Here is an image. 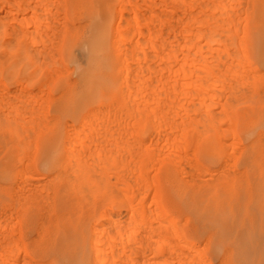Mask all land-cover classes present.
<instances>
[{"label": "rangeland", "instance_id": "obj_1", "mask_svg": "<svg viewBox=\"0 0 264 264\" xmlns=\"http://www.w3.org/2000/svg\"><path fill=\"white\" fill-rule=\"evenodd\" d=\"M44 1L0 0V17L2 16L0 18V105L4 109H9L5 110V112H8L6 118L8 117L7 120L10 121L8 122L12 124L6 135H11L12 138L10 137V141L14 144L9 151L15 152L10 176H5L4 171L1 170L2 155H4V152L0 150V264H66L62 260L60 261L57 255L52 253V248L56 245L57 240L61 238L62 232L80 225L83 226L84 234L92 237L96 234L93 231V227L100 220L101 213L104 211L107 213L112 211L116 212L124 209L128 214L131 209L137 211L135 218L137 217L136 219L142 224L140 225L141 231H147V229H150L149 227H152L150 230L152 232L153 227L157 226V228L154 227V232L156 230H159V232H155V234L153 232L152 234L154 236L150 234V237L153 236L151 238L152 240L156 239V241H152L153 245H159L163 242V246L161 245L162 247L160 249L159 246L152 248V243L150 247L148 245L152 250L154 248L156 249V247L159 249H156L158 256L154 253L153 255L156 256L154 257L152 253L149 254L150 250L147 253L145 252L146 250H143H148L146 244H142L144 247H138L137 245L135 247L131 245V242L126 240V235H121L122 237L125 236L126 239H121L120 236V238L117 237L114 241L109 240L111 242L105 241L106 236L102 240L105 241V244L108 243L109 246H114V249L105 246L104 242L100 241L99 247L101 250L108 247L105 249V251L107 250V256L103 255V257H100L101 259L108 258L105 264H110L111 260V264L137 263L134 260L146 256L142 253L143 251L148 255V258L150 255L153 256L150 259L146 256L144 259H148V262L155 260L157 264H160L163 258L167 262L172 261L175 259V256L180 264L181 262L182 264H264V198L248 200V198L238 197L234 201L238 207H234L236 204L230 198L224 195L222 196L221 193L223 190L221 185L215 186L214 189L211 186L214 185L211 182H217L219 179H223L226 176L224 174L225 172L229 173L231 170V173L241 171L243 165L240 162V154H242L246 145L250 146L251 144H255L264 137V98H262L264 97V0H155V2L154 0ZM21 4H24V6ZM208 8H210V11ZM206 9L207 11H205ZM57 14L58 16H56ZM101 14L105 18L104 20ZM95 21H106L110 23L107 35H109L111 45L107 52L101 54L100 62L104 56L110 54L111 62L109 67L115 68L117 73L115 85L112 88L105 87L108 91L103 89V95L99 97L96 103H93L91 106L87 104L83 105V110L77 112L75 117L64 116L62 114L58 115L56 112L57 107L61 104L66 106L70 105L75 96L72 93L80 89L79 72L90 68L93 69L98 62V60H91L85 52L76 46L79 39L89 36L91 24ZM214 39L216 40L214 41ZM234 39L235 42H232ZM26 49H28L27 51L30 52V55ZM49 51H51V54ZM229 56L231 57L230 59H228ZM186 57L187 61L185 59ZM226 57H228V60ZM215 59L217 61L214 63L216 66H212V61L215 62ZM223 61L228 63L231 61L230 63L232 64H225L226 62L223 63ZM198 62H201V65ZM219 64L220 66L223 64L220 71L217 70L221 68ZM183 65H186L185 68ZM207 66H210V69ZM215 67H217L216 72L212 73L215 71ZM179 69L184 70L183 74ZM206 71L210 72L211 79L209 76L206 77L208 75ZM241 75L243 77H240ZM231 77H235L236 79L234 80L240 83L233 82ZM204 79L205 81L209 79L208 83L212 79V82L219 79L218 84H222L223 86H214L211 84L212 87H209L210 84H207V82L204 85ZM228 80H231V82ZM225 82L228 85L230 84L229 87ZM232 83L235 85H232ZM231 85L236 86V89L230 87ZM202 86L203 88L200 89ZM222 87L226 90L228 89L229 95L234 94L235 96L236 94L237 96L235 98H238L234 100V96L232 95L229 97L232 99H230V103L226 102L227 100L224 102V99H228V97L225 98L228 93L225 92L226 90L222 92ZM242 87L246 91L245 93H248L246 94L248 95L247 97L242 92ZM204 88H210V94ZM211 88H216V90H211ZM233 88L234 90H237V88L241 89L239 91L243 94L238 93L239 91L237 93L236 91L234 92ZM202 89L205 92H202ZM217 89H219L218 91L221 97L216 95L219 94L216 93ZM201 92L208 93L209 96L211 95L210 98L212 96L215 98L216 96V100L212 98L211 101L217 103V105H214L215 107L211 103V106L207 107L209 112H207V108L206 113L205 108L200 110L201 113L199 112L202 116L205 114H216L214 116L215 119L209 118L210 120H208L206 118L203 120L202 118L203 121L201 122L200 118L202 116L200 117V114L198 116L192 115L191 112L187 111V109L189 110L191 108V104L197 100V97H202ZM239 94L242 96L239 97ZM252 95L254 97V103L251 102L252 104L250 103L251 105H249L247 99L248 101H252ZM195 96L197 97L195 98ZM219 99L220 101H218ZM237 100H239V103L242 102L238 104L239 106L236 103ZM232 101L234 106L236 104V108L230 110L228 105H231L232 108ZM222 103H226L227 107ZM181 104H183L182 106L184 108H187L185 111L182 109ZM223 105L227 109L223 111L225 113L228 111L229 115L225 113L224 115L221 112V108H225ZM214 109L216 110L215 113H213L215 111ZM218 111L221 113L219 116L225 119L224 121L222 119L220 121ZM180 113H183L181 114L182 118H179ZM187 113H191L190 117L184 120L186 116H189ZM0 115L2 116V114ZM44 116L46 120L43 118ZM231 117L234 118L232 119ZM261 118L262 120H260ZM181 119L185 121V124L188 123V126L182 124L184 122ZM188 119L190 122H193V126L189 124ZM227 119H229V123H233L232 126L227 122ZM250 119L251 122H249ZM214 121L215 127L212 126ZM203 123L205 126L207 125L208 130L206 132L205 126L202 125ZM201 125L202 127H200ZM176 127L180 131L178 129L176 130ZM218 127H220V130ZM232 127L234 128L233 132H231L233 130ZM75 129L82 131L76 133ZM202 129L204 130L202 131ZM226 129L227 135L222 132ZM238 130L241 132L239 133ZM250 130L253 131L250 132ZM34 131L35 134H33ZM83 131L90 135L86 136ZM103 131L107 132L112 143L114 140L116 142L121 140V142L117 143L118 146L113 151L116 155L115 157L113 154L115 158L113 161L116 164L113 162L114 166L112 169L114 172L112 170L109 173V175L112 173L113 176L110 177L105 186L103 185L105 188L102 185L100 186L95 179H92L93 181L91 180L93 178L91 174H95L91 171L88 172L89 177L87 173L85 174V179L84 175L83 177H79L76 184L70 188V185H65L62 178L59 179L58 173L61 170L60 168L53 169L46 166L47 163L44 161H40L44 151H49L51 148H56L58 151H61L60 153L62 155L66 153L68 155L67 151H69L70 145L74 144V142L78 143L82 141L83 137H85L83 140L86 141H82L81 145L76 148V151L85 154V157L89 156L90 151L92 150L91 152H93V148L95 147L96 137L99 139ZM249 132L250 137L247 135ZM0 134V138L3 137L2 129H0ZM178 134H180L182 139H180ZM57 135L58 137H56ZM199 136L200 140L202 137L201 141L198 139ZM33 139L35 144L33 143ZM98 139H96L97 145L99 142ZM179 140L183 142H179V146L182 147L181 151H184L181 152L180 147L178 148V152H176L179 154H176L173 151L177 146H175V143L170 144V142L175 141L177 143ZM196 140H199V142H196ZM220 140H223V143ZM226 140L230 143L232 142L231 146H234H232L233 151L230 149L231 146L228 145L229 143H224ZM204 142H212L213 145L209 147V151L206 149L208 144L206 143L204 145ZM237 146H241L243 149ZM151 148L152 150H149ZM170 148H173V151ZM237 148H241L240 151ZM82 149L84 150L82 151ZM171 152L176 155H171ZM93 153L95 154L96 151ZM234 153L236 156H234ZM74 155L73 157L76 159V155ZM170 155L172 158L178 157V155L181 157L174 158L178 162H172V158H169ZM227 155L228 163L226 159ZM68 159L71 158L68 156ZM229 161L233 162L230 167L227 166L231 163ZM177 163H180L186 171L189 169L190 173H193H191L193 178L189 173H186L191 177L189 178V184L186 180L184 181V179L188 178V175L182 172L185 170L181 171L182 168ZM70 164L64 168V171L71 170L72 165ZM196 164L197 168L194 166ZM192 165L195 167V170H191ZM95 166L99 167L101 164ZM222 166L224 167L222 168ZM231 166L232 169H230ZM227 167L230 170L224 171L225 168L227 170ZM199 171L203 174L207 172L202 176L200 173L197 174V176L203 177L202 182L204 183L201 182L200 177V179L198 178L199 183L198 180L194 179L196 176L195 172ZM218 172L223 174L222 176H225L220 178V174L217 176ZM184 174L185 176H183ZM207 175L209 178L213 177L212 179L215 180L212 181V179L206 178L208 177ZM170 176L172 177L170 178ZM216 176L219 179H216ZM204 180L210 182L208 183ZM64 186L69 187L68 190L70 191L74 189L78 194L83 188V192L88 191L87 194L90 193V196L84 201L74 203L73 206L67 205L65 208H62L60 198L64 195L67 196L68 192V190H64ZM16 187L17 189H14ZM147 188H149L148 191ZM172 188L174 191L176 189V191L174 192ZM210 189L215 194L212 195L211 192V195H207L206 193ZM102 190L103 192H101ZM115 191L116 193L113 194ZM17 192L18 194L16 195ZM30 192L32 195L31 198L34 193L37 196L34 195L36 197L31 199L28 196ZM196 193L201 196L198 194L197 196ZM39 194L42 196L40 197ZM137 207L140 211L135 210L138 209ZM154 209H156L154 216L160 218H156L158 225L156 222H153L154 217L148 214L151 210L154 212ZM139 212L141 214H138ZM147 214L153 218L150 219L152 226L150 225V221L149 224L145 225L149 220L148 218H150ZM150 214L153 215L154 213ZM156 214H159V216ZM137 215H139L140 220ZM226 223L229 225L234 224L232 230L229 231ZM161 224L165 226L169 224L168 226H171L170 228H167V226L162 228L163 226ZM171 228H173L172 232ZM116 229L117 227L113 230L109 229L112 236L120 234L118 230L116 232ZM139 232H136L137 236L139 234L141 235ZM110 233L105 232L103 235L106 234L109 236ZM239 238L245 239L246 243L238 246L236 241L233 240ZM145 241L147 242L149 240ZM150 242L151 240L149 244ZM135 248L137 251H134ZM139 249L143 250L141 252L143 257H141ZM86 251L90 252L92 258L94 257V252L89 245L86 246ZM123 252L125 253L123 254ZM133 252L135 254L132 255L135 256L132 259L131 253ZM100 258L92 263L100 264L103 261ZM154 263L151 262L148 264Z\"/></svg>", "mask_w": 264, "mask_h": 264}, {"label": "bare ground", "instance_id": "obj_2", "mask_svg": "<svg viewBox=\"0 0 264 264\" xmlns=\"http://www.w3.org/2000/svg\"><path fill=\"white\" fill-rule=\"evenodd\" d=\"M209 1V0H208ZM256 1V0H255ZM4 2H6V1H4ZM18 2V1H17ZM24 2V1H23ZM40 2V1H39ZM43 2H45L44 0H43ZM154 2H155V0H154ZM222 2V1H221ZM94 3V2H93ZM120 3V2H119ZM197 3H198V1H197ZM208 3V2H207ZM220 3V2H219ZM247 3V2H246ZM249 3V2H248ZM27 4V3H26ZM199 4V3H198ZM4 5V4H3ZM22 5V4H21ZM179 5V4H178ZM201 5V4H200ZM212 5V4H211ZM6 6V5H5ZM22 6H24V4L22 5ZM46 6H47V4H46ZM180 6V5H179ZM185 6V5H184ZM218 6V5H217ZM224 6V5H223ZM248 6V5H247ZM202 7V6H201ZM49 8V7H48ZM51 8V7H50ZM215 8H217V7H215ZM250 8V7H249ZM8 9V8H7ZM21 10H22V8H20ZM123 9H124V7H123ZM204 9V8H203ZM209 9V11H210V8H208ZM224 9H225V7H224ZM230 9H231V7H230ZM20 10V11H21ZM238 10V9H237ZM99 11V10H98ZM176 11V10H175ZM205 11H207V9L205 10ZM239 11V10H238ZM248 11V10H247ZM0 12H1V9H0ZM11 12V11H10ZM31 12H33V10H31ZM39 12V11H38ZM47 12V11H46ZM56 12H57V10H56ZM226 12V11H225ZM224 12V13H225ZM245 12V11H244ZM249 12H250V9H249ZM24 13V12H23ZM118 13V12H117ZM196 13V12H195ZM224 13H223V15H224ZM243 13V12H242ZM14 14V13H13ZM26 14V13H25ZM198 14V13H197ZM15 15H17L16 13H15ZM33 15V14H32ZM45 15V14H44ZM181 15V14H180ZM199 15V14H198ZM51 16V15H50ZM56 16H58V14L56 15ZM101 16H102V19L104 20L105 18L103 17V15L101 14ZM105 16V15H104ZM209 16V15H208ZM2 17V16H1ZM0 17V18H1ZM46 17V16H45ZM185 17V16H184ZM226 17V16H225ZM237 17V16H236ZM30 18V17H29ZM54 18V17H53ZM120 18V17H119ZM227 18H230V17H227ZM39 19V18H38ZM48 19V18H47ZM46 19V21H48ZM50 19V18H49ZM55 19V18H54ZM58 19V18H57ZM181 19V18H180ZM211 19V18H210ZM214 19V18H213ZM44 20V19H43ZM122 20V19H121ZM120 20V21H121ZM196 20V19H195ZM222 20V19H221ZM45 21V22H46ZM191 21V20H190ZM224 21V20H223ZM234 21V20H233ZM241 21V20H240ZM245 21V20H244ZM31 22V21H30ZM65 22V21H64ZM3 23V22H2ZM66 23V22H65ZM203 23V22H202ZM232 23V22H231ZM236 23V22H235ZM245 23V22H244ZM10 24V23H9ZM54 24V23H53ZM59 24V23H58ZM57 24V25H58ZM61 24V23H60ZM11 25V24H10ZM114 25V24H113ZM20 26V25H19ZM25 26V25H24ZM30 26V25H29ZM50 26V25H49ZM59 26V25H58ZM217 26V25H216ZM5 27V26H4ZM42 27V26H41ZM63 27V26H62ZM67 27V26H66ZM218 27H221V26H218ZM110 28V23L109 22H106V21H102V22H97V21H95V22H93L92 24H91V29H90V34H89V36L88 37H86V38H82V39H79L78 40V43L76 44V46L80 49V50H82L83 52H85L86 54H87V56L91 59V60H98V62H97V64L94 66V68L92 69V68H90V69H88V70H81L80 72H79V81H80V85L81 86H79L80 87V89L78 90V91H75L74 93H72V95H75L74 96V99H73V101H72V103L70 104V105H68V106H66V105H64V104H61V105H59L58 107H57V109H56V112L58 113V115H60V114H62V115H64V116H76V114H77V112H79L80 110H83V105H85V104H87V105H93V103H96V101L99 99V97L100 96H102L103 95V89H106L107 87L108 88H112L114 85H115V82H116V70H115V68H111V67H109V64H110V62H111V56H110V54H107L106 56H104L103 57V59H101V62H100V58H101V54L102 53H104V52H107L108 50H109V48H110V45H111V41H110V39H109V35H107V32H108V29ZM26 29V28H25ZM41 29V28H40ZM54 29V28H53ZM222 29V28H221ZM55 30V29H54ZM54 30H52V31H54ZM116 30V29H115ZM1 31H2V29H1ZM57 31V30H56ZM61 31V30H60ZM55 32V31H54ZM115 32V31H114ZM209 33V32H208ZM218 33V32H217ZM51 34H53V33H51ZM212 34V33H211ZM38 35V34H37ZM41 35V34H40ZM16 36H17V34H16ZM33 36V35H32ZM58 36H59V34H58ZM214 36V35H213ZM34 37V36H33ZM36 37V36H35ZM51 37V36H50ZM225 37V36H224ZM223 37V38H224ZM16 38V37H15ZM20 38V37H19ZM37 38V37H36ZM54 38V37H53ZM55 38H56V36H55ZM209 39V38H208ZM229 39V38H228ZM45 40V39H44ZM186 40V39H185ZM211 40V39H210ZM216 39H214V41H215ZM222 40V39H221ZM16 41V40H15ZM39 41V40H38ZM208 41V40H207ZM58 42V41H57ZM223 42V41H222ZM225 42H226V40H225ZM232 42H235V39H234V41H232ZM185 43H187L186 41H185ZM211 43V42H210ZM166 44V43H165ZM6 45V44H5ZM43 45V44H42ZM218 45V44H217ZM242 45H243V43H242ZM6 48V47H5ZM25 48H27V47H25ZM41 49V48H40ZM28 49H26V51H27ZM36 50V49H35ZM52 50H53V48H52ZM213 50V49H212ZM39 51V50H38ZM46 51V50H45ZM37 52V51H36ZM50 52V54H51V51H49ZM54 52V51H53ZM27 53L29 54L30 52H28L27 51ZM48 53V52H47ZM34 54V53H33ZM221 54V53H220ZM30 55V54H29ZM54 55V54H53ZM186 55V54H185ZM168 56V55H167ZM231 56H233V55H231ZM161 57V56H160ZM193 57V56H192ZM217 57V56H216ZM225 57V56H224ZM150 58H151V56H150ZM158 58V57H157ZM228 57H226V59H227ZM231 57L229 56V58L228 59H230ZM236 58H237V56H236ZM186 59V61H187V57L185 58ZM185 59H183V60H185ZM191 59H193V58H191ZM225 59V60H226ZM227 59V60H228ZM234 59H235V57H234ZM238 59V58H237ZM242 59V58H241ZM146 60H147V58H146ZM170 60V59H169ZM148 61V60H147ZM167 61V60H166ZM221 61V60H220ZM34 62H35V60H34ZM159 62V61H158ZM217 61H216V59H215V62H213L212 61V66H216V64H214V63H216ZM219 62V61H218ZM222 62V61H221ZM220 62V63H221ZM226 61H223V63H225ZM231 62V61H230ZM229 62V63H230ZM147 63V62H146ZM163 63V62H162ZM187 63V62H186ZM199 63V62H198ZM201 63V62H200ZM199 63V65H201ZM204 63H205V61H204ZM228 62H226L225 64H229ZM86 64V63H85ZM165 64V63H164ZM232 63H230V65H231ZM39 65V64H38ZM174 65V64H173ZM190 65H191V63H190ZM230 65H228V66H230ZM159 66V65H158ZM184 66V65H183ZM183 66H181L182 68H183ZM186 66V65H185ZM185 66H184V68H185ZM192 66H194V65H192ZM219 66H220V64H219ZM219 66H218V68H219ZM222 67H223V64L221 65ZM220 66V67H221ZM102 67H104V68H102ZM180 67V68H181ZM190 67V66H189ZM208 67V66H207ZM222 67L221 68H219V69H217V70H221L222 69ZM145 68V67H144ZM171 68V67H170ZM169 68V69H170ZM181 68V69H182ZM188 68V67H187ZM191 68V67H190ZM205 68V67H204ZM216 68L217 67H215V71H213L212 73H214V72H216ZM226 68V67H225ZM92 69V70H91ZM119 69V68H118ZM181 69H179V71L181 70ZM196 69V68H195ZM208 69H210V66L208 67ZM211 69L212 70H214V68L213 67H211ZM239 69V68H238ZM245 69V68H244ZM161 70V69H160ZM162 71H164V70H162ZM169 71V70H168ZM173 71V70H172ZM182 71V70H181ZM184 71V70H183ZM183 71H182V74H183ZM190 71H191V69H190ZM234 71H236V70H234ZM246 71V70H245ZM47 72V71H46ZM51 72V71H50ZM49 72V73H50ZM124 72V71H123ZM146 72H147V69H146ZM161 72V71H160ZM170 72V71H169ZM189 72V71H188ZM239 72V71H238ZM251 72V71H250ZM206 73L208 74V75H206L205 73H204V75H206V77L207 76H209V78H210V72H208V71H206ZM243 73V72H242ZM60 74V73H59ZM203 74V73H202ZM254 74V73H253ZM258 74V73H257ZM54 75V74H53ZM125 75H126V73L124 74V79H125ZM169 75V74H168ZM254 75H256V74H254ZM122 76V75H121ZM150 76V75H149ZM162 76V75H161ZM187 76V75H186ZM200 76V75H199ZM249 76V75H248ZM52 77V76H51ZM54 77V76H53ZM202 77V76H201ZM206 77H204L205 79H206ZM212 77V76H211ZM237 77V76H236ZM240 77H243L242 75L240 76ZM245 77V76H244ZM255 77V76H254ZM149 79H151L150 77H148ZM147 78V79H148ZM154 78V77H153ZM188 78V77H187ZM190 78V77H189ZM192 78V77H191ZM220 78V77H219ZM232 78V77H231ZM194 79V78H193ZM205 79H204V81H205ZM211 79V78H210ZM234 79H236L235 77L234 78H232L231 80L233 81V82H235V83H237V84H239L238 82H236V80H234ZM250 79V78H249ZM168 80V79H167ZM208 80L209 79H207V81H205V83H204V85L206 84V82H207V84H210V86L209 87H212V85H214V86H223L222 84L220 85V84H218L219 82V79L218 80H214L213 82H212V80L210 81V83H208ZM231 80L229 81V82H231ZM240 80V79H239ZM123 81V80H122ZM160 81V80H159ZM172 81V80H171ZM200 81V80H199ZM247 81V80H246ZM50 82H52V81H50ZM157 82V81H156ZM166 82V81H165ZM177 82V81H176ZM216 82V83H215ZM154 83V82H153ZM158 83H160V82H158ZM173 83V82H172ZM171 83V84H172ZM195 83V82H194ZM225 83H227V82H225ZM244 83V82H243ZM157 84V83H156ZM164 84V83H163ZM176 84V83H175ZM200 84H201V82H200ZM212 84V85H211ZM234 83H232V85H233ZM143 85V84H142ZM165 85V84H164ZM163 85V86H164ZM177 85V84H176ZM175 85V86H176ZM180 85V84H179ZM195 85V84H194ZM203 85V86H204ZM227 85H228V83H227ZM230 85V84H229ZM229 85H228V87H229ZM230 86V87H234L235 89H236V86ZM235 85V84H234ZM1 86V85H0ZM172 86V85H171ZM203 86L202 87H200V89L201 88H203ZM208 86V85H207ZM206 86V87H207ZM238 86V85H237ZM244 86V85H243ZM251 86H252V83H251ZM106 87V88H105ZM156 87V86H155ZM172 87H174V86H172ZM177 87H178V85H177ZM186 87V86H185ZM164 88H166V87H164ZM187 88V87H186ZM185 88V89H186ZM223 88V89H222ZM221 88V90H222V92H223V90H226V89H224V87H222ZM234 88H233V90H234ZM243 88V87H242ZM139 89V88H138ZM137 89V90H138ZM168 89V88H167ZM172 89V88H171ZM205 90L207 89V88H204ZM204 89H202V92H205V91H203ZM210 89V88H209ZM209 89H207L208 90V93H209ZM248 89H249V87H248ZM38 90V89H37ZM107 90V89H106ZM142 90V89H141ZM163 90V89H162ZM169 90V89H168ZM177 90V89H176ZM197 90V89H196ZM199 90V89H198ZM207 90H206V92H207ZM211 90H216V88H211ZM219 89H217V91H218ZM220 90V91H221ZM241 91V89H239V88H237V90H234V92L236 91V93L238 92V91ZM251 90H252V88H251ZM105 91V90H104ZM108 91V90H107ZM165 91V90H164ZM201 91V90H200ZM199 91V92H200ZM214 91H213V93H214ZM216 91V93H219V91L217 92ZM238 92V93H242V92H246L245 90H244V88H243V90H242V92ZM1 92V91H0ZM13 92V91H12ZM139 92V91H138ZM201 92V93H202ZM211 92V91H210ZM226 93H228V89L225 91ZM24 93V92H23ZM171 93V92H170ZM200 93V94H201ZM208 93H202L201 94V96L202 97H197V96H195V98L197 99L195 102H193V104H191L192 106H191V108H189V110L187 109V108H184V106H182L183 104H181V107H183L182 109L185 111V109H187V111L188 112H191L192 113V115L194 114V115H197L198 116V114H200L201 112H200V110L201 109H204L205 110V113H206V108L207 107H209V106H211V103H213V102H211L212 101V98L214 97V96H212L211 98H210V96L208 95ZM212 93V94H213ZM19 94H21V93H19ZM179 94V93H178ZM203 94H204V96H203ZM210 94V93H209ZM232 94V93H231ZM243 94V93H242ZM246 94H248V93H245L244 95L247 97L248 95H246ZM250 94H252V93H250ZM199 95V94H198ZM207 95V96H206ZM215 95V94H214ZM216 95H219L218 97H221L220 96V93L219 94H216ZM233 96H234V94H232ZM232 95H229V93H228V95L227 96H225L224 94H223V96H225V98L226 97H228V99H224V98H222V99H224V102H225V100H227L226 102H228V103H230V99L231 98H229L230 96H232ZM240 95V94H239ZM243 95V96H244ZM9 96V95H8ZM180 96V95H179ZM209 96V98H207ZM235 96H237L236 94H235ZM235 96H234V100L235 99H237V98H235ZM242 95H240L239 97H241ZM262 96V95H261ZM1 97V96H0ZM2 97H4V96H2ZM14 97V96H13ZM182 97V96H181ZM218 97H217V99H218ZM252 97H253V95H252ZM5 98H6V95H5ZM168 98V97H167ZM174 98H175V96H174ZM244 98V97H243ZM242 98V99H243ZM262 98H264V97H262ZM2 99V98H1ZM14 99V98H13ZM17 99V98H16ZM170 99V98H169ZM209 99H211V100H209ZM221 99V98H220ZM220 99L218 100V101H220ZM253 99H254V97L252 98V101H248V99H247V102H249V105H251L252 103H254L253 102ZM256 99V98H255ZM24 100V99H23ZM153 100V99H152ZM193 100H195V99H193ZM213 100H216V96H215V98H213ZM232 100V99H231ZM233 100V101H234ZM241 100V99H240ZM84 101H85V103H84ZM106 101V100H105ZM233 101H232V105H233ZM1 102V101H0ZM223 102V101H222ZM245 102H246V100H245ZM252 102V103H251ZM9 103V102H8ZM44 103V102H43ZM62 103V102H61ZM216 102H214L213 103V107H215L214 105H217V103L215 104ZM237 105L238 104H240V103H242V102H240L239 103V100H237ZM251 103V104H250ZM259 103V102H258ZM10 104V103H9ZM8 104V105H9ZM190 104V103H189ZM222 104H224V103H222ZM256 104H257V102H256ZM25 105V104H24ZM105 105V104H104ZM225 106H226V103L224 104ZM223 105V107H225ZM243 105V104H242ZM253 105H255V104H253ZM262 105V104H261ZM12 106V105H11ZM25 106H27V105H25ZM47 106V105H46ZM113 106V105H112ZM175 106H176V104H175ZM239 106V105H238ZM258 106H259V104H258ZM0 109H2V110H0V114H2V116L0 115V129H2V132H3V137H1L0 138V150H3V152H4V155H2L3 156V161H2V167H1V170H3L4 171V175L5 176H10V173H11V170H12V167H13V157H14V153L15 152H13V151H9L11 148H12V145L14 146V144L12 143V141H10L11 139H10V137H11V135L8 137L6 134H7V131H9V127H10V125L12 124H10L9 122V120H7V118H6V116L8 115V112H5V110L6 109H8V108H5L4 109V107H2L1 105H0ZM8 107V106H7ZM178 107V106H177ZM221 107V106H220ZM227 107V106H226ZM226 107L224 108V109H222L221 108V112L224 114L225 113V111H223V110H227L226 109ZM255 107V106H254ZM27 108H28V106H27ZM212 108V107H211ZM228 108H230V110L232 109L233 110V108H236V104H235V106L233 105L232 106V108H231V105H228ZM259 108H260V106H259ZM46 109H47V107H46ZM213 109V108H212ZM9 110V109H8ZM99 110V109H98ZM145 110V109H144ZM153 110V109H152ZM215 110V109H214ZM3 111V112H2ZM13 111V110H12ZM203 111V110H202ZM28 113H29V111H27ZM200 112V113H199ZM207 112H209L208 111V108H207ZM216 112V110L215 111H213V113H215ZM220 111H218V117H219V119H220V121H221V119L224 121L225 119L224 118H221L220 116H219V114H221V113H219ZM12 113V112H11ZM26 113V112H25ZM190 113V114H191ZM205 113H203V114H205ZM234 113V112H233ZM178 114H179V112H178ZM181 114H183V113H180V117L179 118H182L181 117ZM185 114H186V112H185ZM184 114V115H185ZM189 113H187V115H188ZM190 114H189V116H186L185 118H184V120H187V117L189 118L190 117ZM210 114V113H209ZM225 114H228L229 115V113H228V111H226V113ZM224 114V115H225ZM10 115V114H9ZM21 115V114H20ZM12 116V115H11ZM10 116V117H11ZM28 116V115H27ZM33 116V115H32ZM38 116H39V114H38ZM179 116V115H178ZM200 117L202 116V114H200L199 115ZM214 116H216V114H211V115H208V114H205V115H203L200 119L199 118H196V119H199L201 122L204 120V119H206V118H208V120H210L211 118H213V119H215V117ZM223 116V115H222ZM29 117H30V115H29ZM40 117V116H39ZM224 117V116H223ZM240 117V116H239ZM45 120H46V118H45V116L43 117ZM87 118V117H86ZM89 118V117H88ZM94 118V117H93ZM92 118V119H93ZM202 118H203V120H202ZM210 118V119H209ZM227 118V117H226ZM232 119L234 118V117H231ZM23 119V118H22ZM34 119V118H33ZM38 119V118H37ZM53 119V118H52ZM194 119V118H193ZM212 119V120H213ZM19 120V119H18ZM42 120V119H41ZM182 120V119H181ZM184 120H182L184 123H182V124H185V121ZM189 120V119H188ZM236 120V119H235ZM260 120H262V118L260 119ZM9 121V122H8ZM24 121V120H23ZM34 121V120H33ZM89 121V120H88ZM94 121H96V120H94ZM207 121V120H206ZM206 121H204V123H206ZM222 121V122H223ZM229 121V119H227V122ZM28 122V121H27ZM107 122V121H106ZM181 122V121H180ZM212 122V121H211ZM249 122H251V119L249 120ZM192 121L190 122V120H189V124H191V126H193L192 125ZM202 124L203 126H205V124ZM218 123H219V121H218ZM221 123V122H220ZM229 123V122H228ZM241 123V122H240ZM239 123V124H240ZM177 125H178V123H176ZM194 124H195V122H194ZM209 124V123H208ZM210 124H212V123H210ZM229 124H231V123H229ZM233 124V123H232ZM232 124H231V126H232ZM86 125V124H85ZM118 125V124H117ZM176 125V126H177ZM185 125H187L188 126V123L187 124H185ZM202 125L200 126V127H202ZM23 126V125H22ZM37 126V125H36ZM84 126V125H83ZM115 126V125H114ZM165 126V125H164ZM184 126V125H183ZM209 127H210V125H208ZM212 126H214L215 127V121H214V123L212 124ZM12 127V126H11ZM41 127V126H40ZM71 127V126H70ZM166 127V126H165ZM196 127V126H195ZM17 128H18V126H17ZM83 128H85V127H83ZM189 128V127H188ZM194 128V127H193ZM205 128V132L208 130L207 129V125L204 127ZM220 127H218V129H219ZM233 128V127H232ZM236 128V127H235ZM22 129V128H21ZM24 129V128H23ZM102 129V128H101ZM179 130V128H177L176 127V130ZM183 129H185V128H183ZM194 129H196V128H194ZM254 129H256V128H254ZM107 130V129H106ZM109 130V129H108ZM204 129H202V131H203ZM220 130V129H219ZM218 130V131H219ZM222 130V129H221ZM257 130V129H256ZM75 131H76V133L78 132V131H80V129L79 130H76L75 129ZM74 131V132H75ZM82 131V130H81ZM80 131V132H81ZM180 131V130H179ZM184 131V130H183ZM226 131H227V129L224 131H222L224 134H226ZM234 131V128H233V130H231V132H233ZM239 131V130H238ZM253 131V130H252ZM251 130H250V132H252ZM73 132V133H74ZM84 132V131H83ZM82 132V133H83ZM104 132V131H103ZM102 132V135L99 137V139L96 137V139H98L99 140V142H98V145H97V140L95 139V141H96V143H95V141H94V143H95V147L93 148V152L94 151H96V153L94 154L93 152H91L90 151V154H89V156H86L85 157V154H83V153H80V152H77L76 150V148L78 147V146H80L81 145V143H82V141L84 142V141H86V140H83V138H85V137H83L82 138V141H79L78 143L77 142H74V144H72V145H70L71 147H69L70 149H69V151H67L68 152V155H62V153H60L61 151H58L56 148H51L49 151H44V154L42 155V159H40V161H44L45 163H47V165L46 166H49V167H51V168H53V169H55V168H60L61 170H60V172L58 173V177H59V179L60 178H62L63 180L62 181H64L65 182V185H70V188H71V186H74L75 184H76V181L79 179V177H83V175H84V179H85V174L87 173V175H88V177L90 176L89 174H88V172H92V173H95V174H91V175H93L92 177L93 178H91V180L92 179H95L97 182H98V184L101 186H105L107 183H108V180L110 179V177L111 176H113L112 175V173H111V175H109V173L113 170L112 168H113V164L115 163L114 161H113V159H115L114 158V156H113V154L115 153V152H113L117 147L116 146H118L117 145V143H119V142H121V140L119 141V142H116L115 140H114V138H112L113 140H114V144L112 143V140H111V138L110 137H108V135H107V132L105 131L104 133ZM199 132V131H198ZM197 132V133H198ZM200 132H201V130H200ZM204 132V133H205ZM209 132V131H208ZM220 132V131H219ZM218 132V133H219ZM221 132V133H222ZM230 132V131H229ZM241 131H239V133H240ZM250 132H249V134H247V135H249V137L251 136L250 135ZM260 132V131H259ZM9 133V132H8ZM116 133V132H115ZM163 133V132H162ZM166 133V132H165ZM180 133V132H179ZM202 133V132H201ZM217 133V134H218ZM17 134H19L18 132H17ZM33 134H35V131L33 132ZM84 134H86L85 132H84ZM92 134H93V132H92ZM98 134V133H97ZM168 134H170V133H168ZM176 134V133H175ZM181 134V133H180ZM180 134H178L179 136H180ZM200 134V133H199ZM210 134V133H209ZM231 134V133H230ZM253 134V133H252ZM264 134V133H263ZM59 135V134H58ZM58 135L56 136V137H58ZM70 135H72V134H70ZM88 134H86V136H87ZM90 135V134H89ZM88 135V136H89ZM110 135V134H109ZM114 135V134H113ZM163 135V134H162ZM177 135V134H176ZM203 135V134H202ZM205 135V134H204ZM227 135V134H226ZM229 135V134H228ZM0 136H1V134H0ZM20 136V135H19ZM35 136V135H34ZM179 136H178V139H179ZM231 136H232V134H231ZM264 136V135H263ZM53 137H55V136H53ZM74 137V136H73ZM91 137V136H90ZM89 137V138H90ZM93 137V136H92ZM198 137V136H197ZM196 137V138H197ZM207 137L209 138V136L207 135ZM220 137V136H219ZM12 138V137H11ZM71 138V137H70ZM80 138V137H79ZM88 138V139H89ZM117 138V137H116ZM261 138V137H260ZM14 139V138H13ZM29 139V138H28ZM30 139H31V137H30ZM54 139H56V138H54ZM72 139V138H71ZM75 139V138H74ZM167 139V138H166ZM177 139V140H178ZM180 139H182L181 138V136H180ZM199 140H200V136H199V138H198ZM224 139V138H223ZM234 139H235V137H234ZM78 140V139H77ZM90 140H92V139H90ZM117 140V139H116ZM199 140H196V142L198 141L199 142ZM201 140H202V137H201ZM200 140V141H201ZM225 140V139H224ZM67 141H68V139H67ZM75 141V140H74ZM128 141V140H127ZM221 141V143H223L222 141L223 140H220ZM233 141V140H232ZM71 142V141H70ZM179 142H181V143H183L181 140H179V141H177V143L174 141V142H170V144L171 143H175L176 145L175 146H177V151H173V148H170L173 152H178V148H180L181 146H179ZM229 143L228 145H230L231 146V143L230 142H228L227 140L224 142V143ZM236 142H239V141H236ZM33 143H34V139H33ZM54 143V142H53ZM157 143V142H156ZM155 143V144H156ZM166 143V142H165ZM202 143V142H201ZM207 143V142H206ZM205 142H204V145L206 144ZM239 143H241V142H239ZM35 144V143H34ZM69 144H71V143H69ZM69 144H67L68 146H69ZM90 144V143H89ZM154 144V145H155ZM164 144V143H163ZM208 144V146H207V151H209V147H212V142H208L207 143ZM233 144H235V143H233ZM97 145V146H96ZM169 145V144H168ZM242 145V144H241ZM19 146V145H18ZM25 146V145H24ZM89 146V145H88ZM88 146H86V147H88ZM94 146V145H93ZM170 146V145H169ZM174 146V147H175ZM233 146V145H232ZM231 146V150H232V148L234 147H232ZM248 146V147H247ZM85 147V146H84ZM137 147V146H136ZM155 147V146H154ZM167 147V146H166ZM237 147H241V146H237ZM34 148V147H33ZM131 148V147H130ZM147 148V147H146ZM145 148V149H146ZM191 148H194V147H191ZM242 148V147H241ZM240 148V149H241ZM13 149H14V147H13ZM65 149H66V147H65ZM80 149H81V147H80ZM129 149V148H128ZM136 149V148H135ZM138 149V148H137ZM144 149V148H143ZM148 149V148H147ZM160 149H161V147H160ZM159 149V150H160ZM181 149H182V147L180 148V151H181ZM185 149V148H184ZM239 148H237V150H238ZM240 149H239V151H240ZM243 149V148H242ZM32 150V149H31ZM30 150V151H31ZM84 149H82V151H83ZM131 150V149H130ZM149 150H152V148L151 149H149ZM165 150H166V148H165ZM170 150V151H171ZM193 150V149H192ZM196 150V149H195ZM66 151V150H65ZM65 151H64V153H65ZM127 151V150H126ZM133 151V150H132ZM184 150H182L181 152H183ZM194 151V150H193ZM228 151H230V150H228ZM233 151V150H232ZM235 152H236V150H234ZM17 152V151H16ZM138 152V151H137ZM173 152H171V155H173V156H175L176 154H179V153H176V154H173ZM180 152V153H181ZM238 152V151H237ZM74 153H76L75 155H76V159H74V157H73V155H74ZM81 154V155H79V154ZM86 153V152H85ZM129 153V152H128ZM134 153V152H133ZM151 153H152V151H151ZM160 153V152H159ZM227 153V152H226ZM79 156H78V155ZM117 154V153H116ZM136 154H138V153H136ZM215 154V153H214ZM228 154V153H227ZM235 154V153H234ZM31 155V154H30ZM74 155V156H75ZM115 155V154H114ZM119 155V154H118ZM131 155V154H130ZM139 155H140V153H139ZM171 155H170V157L169 158H172L171 157ZM183 155H185V154H183ZM229 155H230V152H229ZM68 156L71 158V159H68ZM133 156H134V154H133ZM158 156V155H157ZM166 156V155H165ZM215 156H216V154H215ZM234 156H236V154L234 155ZM115 157H116V155H115ZM178 157H179V155H178ZM178 157H173L171 160H172V162H174V161H177L176 159L178 158ZM181 157V156H180ZM179 157V158H180ZM187 157V156H186ZM15 158V157H14ZM27 158V157H26ZM130 158V157H129ZM164 158V157H163ZM174 158H176V159H174ZM226 158V157H225ZM232 158H234V157H232ZM240 158H241V160H240V162H241V164L243 165V168H242V170L241 171H235V172H233V173H231V171L229 172V173H224V174H226V176L224 177V176H222L223 174H220L219 172H218V175L217 176H219V174H220V178H222V177H224L223 179H219L217 176V178L216 179H219V181H213V180H215V179H212L213 177H210L209 178V176L208 177H206V178H209V179H212V181L214 182H211V184H214V185H211L212 186V188L214 189V187L215 186H222V196L224 195L225 197H227V198H230V200L234 203V201L236 200V198H238V197H241V198H248V200L249 199H258V198H264V137H262V140H260V141H258L257 143H255V144H251L250 146L249 145H246V148L243 150V152H242V154H240ZM131 159H132V157H131ZM130 159V160H131ZM135 159H137V158H135ZM216 159V158H215ZM227 163H228V155H227ZM225 159V160H226ZM118 160V159H117ZM230 160V159H229ZM234 160V159H233ZM29 161V160H28ZM70 161H71V164H70ZM73 161V162H72ZM116 161V160H115ZM126 161V160H125ZM186 161V160H185ZM193 161V160H192ZM214 161V160H213ZM216 161V160H215ZM232 161V160H231ZM231 161H229V162H231ZM27 162V161H26ZM114 162V163H113ZM120 162V161H119ZM138 162V161H137ZM178 162V161H177ZM196 162V161H195ZM225 162V161H224ZM28 163V162H27ZM159 163V162H158ZM176 163V162H175ZM175 163H174V165H175ZM186 163V162H185ZM184 163V164H185ZM214 163V162H213ZM218 163V162H217ZM226 163V162H225ZM233 162H231V163H229V165H227L228 167H230V165L232 164ZM30 164V163H29ZM68 164H70V165H72V167L70 168L71 170L68 172V171H64V168L65 167H67V165ZM100 165L101 164V166H99V167H97V166H95V165ZM116 164V163H115ZM178 164V163H177ZM24 165V164H23ZM179 165V167H183V166H181L180 165V163L178 164ZM186 165V164H185ZM184 165V166H185ZM199 165V164H198ZM221 165V164H220ZM225 166H226V164H224ZM129 166V165H128ZM146 166V165H145ZM186 166H188V165H186ZM194 166H196V168H197V164L196 165H194ZM213 166V165H212ZM233 166H234V164H233ZM48 167V168H49ZM116 167V166H115ZM155 167V166H154ZM175 167V166H174ZM188 167H190V166H188ZM192 168H191V170H195V167H193V165L191 166ZM220 167V166H219ZM224 166H222V168H223ZM227 167V170H226V168L224 169V171H228V168ZM119 168V167H118ZM152 168V167H151ZM184 168V167H183ZM181 169V171L182 170H185V169ZM204 168H206V167H204ZM218 168V167H217ZM238 168H239V166H238ZM115 169V168H114ZM201 169V168H200ZM230 169H232V166H231V168ZM229 169V170H230ZM50 170V169H49ZM48 170V171H49ZM57 170V169H56ZM59 170V169H58ZM89 170V171H88ZM197 170V169H196ZM221 170V169H220ZM234 170V169H233ZM24 171V170H23ZM47 171V172H48ZM146 171V170H145ZM152 171V170H151ZM188 171V172H187ZM185 170V171H182V172H184L185 174L186 173H189L190 175H191V173H190V170L188 169V170ZM198 171V170H197ZM202 171V170H201ZM113 172H114V170H113ZM181 172V173H182ZM202 172H205V171H202ZM210 172V171H209ZM212 172V171H211ZM217 172V171H216ZM222 172V171H221ZM27 173V172H26ZM118 173V172H117ZM198 173H200V171L199 172H195V175L197 176V174ZM207 173V172H206ZM206 173H204V174H206ZM213 173H215V171H213ZM223 173V172H222ZM125 174V173H124ZM178 174H180V173H178ZM185 174L183 175V176H185ZM189 174H186V175H188L187 177V179H184V181L186 180V182L189 184L190 183V181H189V178H191L192 177V175H191V177H189L190 175ZM193 174V173H192ZM203 173H200V175L202 176V175H204ZM227 174H230V175H227ZM120 175V174H119ZM195 175H193V176H195ZM212 175V174H211ZM214 175V174H213ZM130 176V175H129ZM143 176H145V175H143ZM196 176H195V178L194 179H196V180H198V178L200 177V176H197V178H196ZM131 177V176H130ZM147 177V176H146ZM172 176H170V178H171ZM181 177H182V175H181ZM34 178V177H33ZM56 178V177H55ZM87 178V177H86ZM186 178V177H185ZM193 178V177H192ZM201 178V177H200ZM199 178V179H200ZM203 178V177H202ZM200 179L201 180V182L203 181V179ZM83 179V180H84ZM132 179V178H131ZM204 179H205V177H204ZM19 180V179H18ZM149 180V179H148ZM167 180V179H166ZM189 182H188V181ZM195 180V181H196ZM20 181V180H19ZM19 181H17V182H19ZM59 181V180H58ZM87 181L88 182H90L88 179H87ZM93 181V180H92ZM150 181V180H149ZM192 181V180H191ZM204 181H206V182H210V181H207V180H204ZM30 182V181H29ZM51 182H52V180H51ZM97 182H95L96 184H97ZM128 182V181H127ZM133 182V181H132ZM137 182V181H136ZM173 182H175V181H173ZM197 182V181H196ZM50 183V182H49ZM115 183V182H114ZM198 183H199V180H198ZM202 183H204V182H202ZM21 184H23V183H21ZM26 184V183H25ZM29 185V184H28ZM52 185V184H51ZM126 185V184H125ZM132 185V184H131ZM148 185V184H147ZM203 185V184H202ZM45 186V185H44ZM103 186V187H104ZM133 186V185H132ZM195 186V185H194ZM15 187V186H14ZM20 187V186H19ZM65 188H64V190H68L69 189V187L67 188L66 186H64ZM83 187V186H82ZM125 187V186H124ZM141 187V186H140ZM139 187V188H140ZM152 187H153V185H152ZM183 187V186H182ZM210 187V186H209ZM22 188V187H21ZM44 188V187H43ZM48 188H49V186H48ZM62 188V187H61ZM67 188V189H66ZM105 188V187H104ZM145 188V187H144ZM150 188V187H149ZM149 188H147V191L149 190ZM14 189H17V187L16 188H14ZM32 189V188H31ZM173 189V188H172ZM30 190V189H29ZM51 191H52V189H50ZM49 190V191H50ZM90 190V189H89ZM99 190H101V189H99ZM115 190V189H114ZM146 190V189H145ZM216 190H218V189H216ZM14 191V190H13ZM17 191V190H16ZM23 191H24V189H23ZM32 191V190H31ZM37 191V190H36ZM87 191V190H86ZM117 191V190H116ZM116 191L115 192H113V194L114 193H116ZM173 191H174V189H173ZM175 191H176V189H175ZM174 191V192H175ZM88 192V191H87ZM87 192H83V188L80 190V192H79V194L73 189V190H68V192H67V196H63V197H61L60 198V205H61V207L62 208H65L67 205H69V206H73L74 205V203H77V202H81V201H84L88 196H90L89 194H87ZM101 192H103V190L101 191ZM106 192H107V188H106ZM141 192V191H140ZM180 192V191H179ZM205 192V191H204ZM211 189L209 190V191H207V195H211ZM51 193V192H50ZM142 193V192H141ZM18 194V192L16 193V195ZM22 194V193H21ZM125 194V193H124ZM147 194V193H146ZM192 194V193H191ZM198 193H196V195H197ZM203 194V193H202ZM213 194H215L214 192H212V195ZM19 195H20V192H19ZM27 195V194H26ZM34 195H36L37 196V194L36 193H34L33 194V199H34V197H36V196H34ZM117 195H118V193H117ZM133 195V194H132ZM186 195V194H185ZM187 195H188V193H187ZM199 195V194H198ZM197 195V196H198ZM205 195V194H204ZM203 195V196H204ZM12 196V195H11ZM28 196L31 198V192L28 194ZM27 196V197H28ZM39 196L41 197L42 195H40L39 194ZM135 196V195H134ZM199 196H201V195H199ZM15 197V196H14ZM20 197H21V195H20ZM23 197V196H22ZM26 197V196H25ZM17 198H19L18 196H17ZM31 198V199H32ZM136 198V197H135ZM21 199V198H20ZM26 199V198H25ZM36 199V198H35ZM202 199V198H201ZM222 200H223V198H221ZM27 200H29V198H27ZM62 200V201H61ZM219 200V199H218ZM15 204V203H14ZM152 204V203H151ZM234 204H236V205H234V207H238V205H237V203H234ZM25 205V204H24ZM137 205V204H136ZM135 205V206H136ZM220 205H221V203H220ZM227 205V204H226ZM11 206V205H10ZM23 206V205H22ZM134 206V208H136ZM150 206V205H149ZM27 207V206H26ZM133 207V206H132ZM197 207V206H196ZM14 208H16V207H14ZM24 208V207H23ZM138 208V207H137ZM145 208V207H144ZM155 208V207H154ZM158 208V207H157ZM156 208V209H157ZM197 208H199V207H197ZM131 209V208H130ZM156 209H154L155 211L154 212H152V210H151V212H148V214L150 215V216H153L154 217V219L152 218V217H150L148 214H147V216H149L150 218H148L149 220L147 221V223L145 224V225H147V224H149V221H150V219L152 218L153 219V222L155 223H157V225H158V222L156 221V218H158L157 216H154L155 215V212H156ZM189 209V208H188ZM15 210V209H14ZM22 210V209H21ZM21 210H20V212H21ZM129 210V209H128ZM135 210H138V211H140L139 210V208L138 209H135ZM178 210V209H177ZM199 210H200V208H199ZM234 210V209H233ZM242 210V209H241ZM19 211V210H18ZM146 211V210H145ZM231 211V210H230ZM23 212V211H22ZM109 212V211H108ZM142 212V211H141ZM146 212V213H147ZM179 212V211H178ZM238 212V211H237ZM242 212V211H241ZM135 213H137V211H134V209H131L130 210V212H129V214H128V212H126V210L124 209V210H118V211H112V212H109V213H107V212H103V213H101V218H100V220L94 225V230L93 231H95L94 233H96V234H94L92 237H88L87 235H85L84 234V232H83V226H77L76 228H70V229H67V230H65L64 232H62L60 235H61V238L59 239V240H57V243H56V245H54L53 247L54 248H52V253L54 254V255H57L59 258H60V261L62 260L64 263H66V264H93L92 262H94V261H96V259L98 260V258H100V257H103V255H106L107 256V253H106V251H105V249H107L106 247L105 248H103V250H101V248L99 247L100 246V241H103L102 239H105V237L107 236V238L105 239V241L107 240V242L109 241V240H111V241H114V240H116V238L117 237H119L120 238V236L121 235H126V237H127V239L125 238V236H121V239H126V240H128L129 242H131V245H133V246H135V245H137L138 247H144L142 244H146L147 245V247L146 248H148V250L147 249H143V250H146L145 252L147 253L149 250H150V252H149V254L150 253H152V255L154 254V253H156L157 252V250L156 249H158L157 247H156V249L154 248L153 250L152 249H150L149 247H150V245H151V243H152V241L154 242V240L156 241V239H154V240H152L151 238L154 236L152 233L154 232V227H156L157 228V226H154L153 227V231L151 232L150 230H151V228L152 227H149L150 229L148 230L147 229V231H141L140 230V225H142L141 224V222L140 221H138L136 218H135ZM150 213H154L153 215L152 214H150ZM198 213H200V212H198ZM251 213V212H250ZM138 214H141L140 212L138 213ZM180 214V213H179ZM249 214V213H248ZM156 215H158L159 216V214H156ZM202 215H205V214H202ZM237 215V214H236ZM251 215V214H250ZM138 216V219L140 220V218H139V215H137ZM141 216V215H140ZM231 216V215H230ZM238 216V215H237ZM187 217V216H186ZM215 218V217H214ZM236 218V217H235ZM158 219H160V218H158ZM195 219V218H194ZM138 222H137V221ZM155 220V221H154ZM184 220V219H183ZM227 220V219H226ZM3 221V220H2ZM135 221H136V223H135ZM158 221H160V220H158ZM220 221V220H219ZM238 221V220H237ZM151 222L152 221H150V225H151ZM163 222V221H162ZM160 223H161V221H160ZM164 223H166V221H164ZM169 223V222H168ZM217 223V222H216ZM254 223V222H253ZM170 224V223H169ZM168 224V225H169ZM227 225H228V228H229V231L230 230H232V228H233V225H229L228 223H226ZM255 224V223H254ZM162 225V224H161ZM167 224H166V226H167V228H170V226H168ZM113 226H115V227H117V229H116V232H117V230H118V232L120 233H117V234H119V235H117V236H112L111 235V233H110V230L112 229H115V227L113 228ZM152 226V225H151ZM163 227L162 228H164V226L165 225H162ZM165 226V227H166ZM147 227V226H146ZM160 228H161V226H159ZM159 227H158V229H159ZM78 228V229H77ZM145 228V227H144ZM3 229V228H2ZM110 229V230H109ZM142 229V228H141ZM143 230V229H142ZM156 230V229H155ZM161 230V229H160ZM165 230V229H164ZM172 230H173V228H171V232H172ZM234 230V229H233ZM138 231H140L139 233H141V235H140V237H138L137 235H136V232H138ZM161 231H163V230H161ZM175 231V230H174ZM205 231V230H204ZM110 233L109 234V236L108 235H103L104 233ZM115 232V233H116ZM149 232H151V233H149ZM155 232H159V230H156ZM155 232H154V234H155ZM166 232V231H165ZM164 232V233H165ZM168 232V231H167ZM170 232V231H169ZM160 233H162V232H160ZM163 233V234H164ZM226 233H228V232H226ZM150 234L151 235H153L152 237H150ZM175 234V233H174ZM60 235H59V237H60ZM102 235H103V238H102ZM158 235V234H157ZM157 235H156V237H157ZM1 236V235H0ZM135 236H137V237H135ZM150 238V239H149ZM158 238H160L159 236H158ZM244 238V237H243ZM243 238H239V239H237V240H233V241H236V243L238 244V246L239 245H244V243H246V241H245V239H243ZM161 239V238H160ZM145 240H151V242H150V244H149V241H145ZM159 240V239H158ZM1 241V240H0ZM105 241H103L104 242V244H105ZM111 241H109V242H111ZM120 241V240H119ZM144 241H145V243H144ZM162 241V240H161ZM102 242V243H103ZM127 242V241H126ZM128 242V243H129ZM159 243H160V241H158ZM155 243H157V242H155ZM159 243H157V244H159ZM165 243V242H164ZM168 243V242H167ZM206 243V242H205ZM111 244V243H110ZM163 244V242L161 243V244H159V245H153V243H152V245H151V247L153 248L154 246H159L160 247V249H161V247L163 246L162 245ZM170 244V243H169ZM168 244V245H169ZM2 245V244H1ZM87 245H89V247L93 250V258H92V256L90 255V252H88V251H86V246ZM128 245V244H127ZM148 245H149V247H148ZM162 245V246H161ZM105 246H109L108 245V243L107 244H105ZM112 246V245H111ZM111 246H109V247H111ZM129 246V245H128ZM137 246H135V247H137ZM172 246V245H171ZM2 247V246H1ZM114 247V246H113ZM113 247H111V249L113 248ZM130 247V246H129ZM168 247V246H167ZM166 247V248H167ZM173 247V246H172ZM171 247V248H172ZM191 247V246H190ZM241 247V246H240ZM164 248V247H163ZM170 248V247H169ZM114 249V248H113ZM127 249H129V248H127ZM126 249V251H128ZM133 249V248H132ZM131 249V250H132ZM110 250V249H109ZM140 250V249H139ZM143 250H140V253L143 251ZM159 250V249H158ZM189 250V249H188ZM112 251V250H111ZM134 251H137L136 250V248H135V250ZM162 251V250H161ZM170 251V250H169ZM173 251V250H172ZM110 252V251H109ZM130 252V251H129ZM128 252V253H129ZM144 251L142 252V253H144L146 256H147V258H148V255L145 253ZM159 252V251H158ZM173 252H175V251H173ZM104 253H106V254H104ZM117 253H121V252H117ZM125 252H123V254H124ZM142 253L140 254L141 255V257H143L142 256ZM160 253V252H159ZM176 253H177V251H176ZM132 254H135L134 252L133 253H131V258L133 259V257L135 256H133ZM138 254V253H137ZM189 254V253H188ZM196 254V253H195ZM126 255V254H125ZM139 255V254H138ZM140 255H139V257H140ZM144 255V256H145ZM156 255H157V253H156ZM170 255V254H169ZM186 255H187V253H186ZM197 255V254H196ZM114 256V255H113ZM130 256V255H129ZM137 256V255H136ZM145 256V257H146ZM154 256V255H153ZM153 256H149V258L148 259H150V257H152L153 258ZM158 256V255H157ZM160 256V255H159ZM168 256V255H167ZM193 256H194V254H193ZM192 256V257H193ZM198 256V255H197ZM105 257V256H104ZM140 257V258H141ZM144 257V258H145ZM154 257H156V256H154ZM196 257V256H195ZM245 257V256H244ZM144 258H141V259H136V260H134V261H137V263L136 262H134V264H144V263H146V264H148V263H154L155 262V260L154 261H149L148 262V259L146 260V259H144ZM158 258H160V257H158ZM162 258V257H161ZM246 258V257H245ZM101 259V258H100ZM104 259H106V258H102L101 260H103L102 262H100V264H105L106 263V261H107V259L106 260H104ZM120 259V258H119ZM130 259V258H129ZM175 259H176V256H175ZM173 259L172 261H169V262H167V261H165L166 259H159L160 261V264H180V262L176 259ZM243 259V258H242ZM131 260V259H130ZM110 261V260H109ZM108 261V262H109ZM124 261V260H123ZM129 261V260H128ZM132 261V260H131ZM242 261V260H241ZM243 261H244V259H243ZM112 263V260H111V262H110V264ZM133 263V262H132ZM156 263V262H155ZM154 263V264H155ZM107 264H109V263H107ZM157 264V263H156ZM181 264H182V262H181Z\"/></svg>", "mask_w": 264, "mask_h": 264}]
</instances>
